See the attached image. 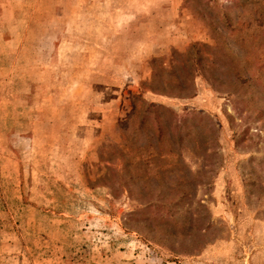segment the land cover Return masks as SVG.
Listing matches in <instances>:
<instances>
[{"label":"rangeland","instance_id":"374dc122","mask_svg":"<svg viewBox=\"0 0 264 264\" xmlns=\"http://www.w3.org/2000/svg\"><path fill=\"white\" fill-rule=\"evenodd\" d=\"M215 40L245 83L141 92ZM140 92L202 114L181 147ZM0 264H264V0H0Z\"/></svg>","mask_w":264,"mask_h":264},{"label":"trees","instance_id":"16d2710c","mask_svg":"<svg viewBox=\"0 0 264 264\" xmlns=\"http://www.w3.org/2000/svg\"><path fill=\"white\" fill-rule=\"evenodd\" d=\"M220 48L216 40L214 41V45L191 43L183 52L173 51L168 66L163 65L160 58L151 57L149 60L150 74L147 80L140 82L141 92L149 91L167 97L190 98L195 92L193 77L200 75L201 72L199 70H204V68L211 70L210 75L202 76L213 91L221 92L225 88H228L226 86L233 84V80L231 79L236 81L235 84L245 83L248 77H241L240 68L234 65L235 63L232 61L230 54L227 53L226 58L221 59L218 62L219 64L216 65V61H214L215 52ZM202 49L206 53L204 56L209 57L211 60L206 64L198 65L201 59H206L200 54ZM210 54L211 56H209ZM193 57L198 62H193ZM176 59H180L181 62L178 63ZM186 61L188 62L186 63ZM212 71H216L217 74L214 76ZM216 81L219 83L215 84ZM141 92L134 96L137 102L134 101L133 103L132 112H135L133 118L138 115V119H134L136 126L133 131L136 128L150 130L155 140L150 141L148 139V142H150L149 146H159L161 144L169 146L172 140H174L177 147H181L183 136L189 132L188 119L201 117L202 114L199 111L186 110L179 118L172 108L143 99ZM225 92L230 93L231 90L227 89ZM164 135H170L173 138L172 140H170L171 137L169 139L163 138ZM136 158L142 159V155L137 154Z\"/></svg>","mask_w":264,"mask_h":264}]
</instances>
